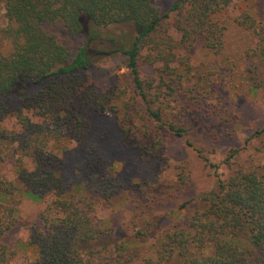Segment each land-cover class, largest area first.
Here are the masks:
<instances>
[{
    "label": "rangeland",
    "instance_id": "rangeland-1",
    "mask_svg": "<svg viewBox=\"0 0 264 264\" xmlns=\"http://www.w3.org/2000/svg\"><path fill=\"white\" fill-rule=\"evenodd\" d=\"M176 1H157L164 16L159 29L174 44L175 60L166 70L161 62H151L152 51L143 50L137 59L140 90L117 51L132 35L128 27L100 29L99 37L85 45L83 37L68 36L59 24L48 26L70 50V57L85 46L92 58V65L78 73L74 96L65 101L88 129L81 143L73 145L61 128L63 140L55 148L66 150L57 153L50 168L57 170L67 191L81 199L92 195L80 184L84 180L76 166L91 152L109 169L118 192L108 205L95 204L105 233L94 246H106L107 253L126 246L122 254L130 264L152 255L164 234L183 228L202 198L215 191L217 180L257 169L264 162V0L236 1L219 11L214 19L223 31L216 52L197 40L188 47L178 45L177 15L169 11ZM243 13L254 25L252 30L238 25ZM5 25L0 4L1 54L9 51L2 35ZM49 82H27L0 100L4 108L0 128L16 130L12 114L23 97L45 90ZM87 91L109 113L84 108L77 97ZM27 114L34 116L32 111ZM168 126L180 130V135ZM10 171L6 167L2 173L11 179ZM13 201L16 223L3 242L14 249V264H27L37 258L26 238L29 232L42 230L38 214L43 203L20 193Z\"/></svg>",
    "mask_w": 264,
    "mask_h": 264
},
{
    "label": "trees",
    "instance_id": "trees-1",
    "mask_svg": "<svg viewBox=\"0 0 264 264\" xmlns=\"http://www.w3.org/2000/svg\"><path fill=\"white\" fill-rule=\"evenodd\" d=\"M157 1L0 0L6 21L2 35L9 46L6 54L0 53V100L27 82L50 81L45 90L23 97L12 114L16 130L0 128V264H14L15 251L3 239L16 223L13 196L19 193L43 203L38 214L42 230L29 232L26 238L27 245L36 248L37 258L27 264H130L122 254L126 246L118 253L94 246L105 233L95 204L108 205L118 192L109 169L91 152L76 166L84 180L80 184L92 195L81 199L70 194L57 170L50 168L57 153L66 150L55 148L63 140L61 128L73 145L81 143L88 129L65 101L74 96L78 73L92 65V58L85 46L70 57V50L48 26L59 24L68 36L83 37L85 45L99 37L100 29L128 27L132 35L117 51L140 90L137 59L143 50L152 51L151 62H161L166 70L175 60L174 44L159 29L164 16ZM236 1L252 0H177L169 11L177 15L178 45L188 47L197 40L207 50L218 51L223 26L214 18ZM240 17L238 25L254 28L247 14ZM77 98L86 109L109 113L89 91ZM3 109L0 105V123ZM149 115L159 120L156 112ZM167 129L180 135L178 129ZM6 167L11 168V179L2 173ZM140 264H264V162L257 169L217 180L215 191L202 198L186 225L164 234Z\"/></svg>",
    "mask_w": 264,
    "mask_h": 264
}]
</instances>
